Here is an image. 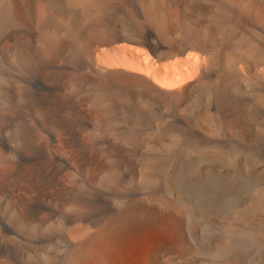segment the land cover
Here are the masks:
<instances>
[{
  "label": "bare ground",
  "instance_id": "1",
  "mask_svg": "<svg viewBox=\"0 0 264 264\" xmlns=\"http://www.w3.org/2000/svg\"><path fill=\"white\" fill-rule=\"evenodd\" d=\"M0 264H264V0H0Z\"/></svg>",
  "mask_w": 264,
  "mask_h": 264
},
{
  "label": "rangeland",
  "instance_id": "2",
  "mask_svg": "<svg viewBox=\"0 0 264 264\" xmlns=\"http://www.w3.org/2000/svg\"><path fill=\"white\" fill-rule=\"evenodd\" d=\"M5 163H6L5 166H8L9 165L7 162H5Z\"/></svg>",
  "mask_w": 264,
  "mask_h": 264
}]
</instances>
